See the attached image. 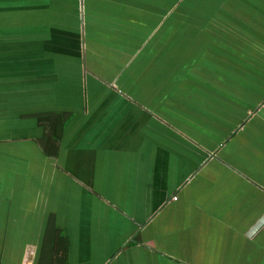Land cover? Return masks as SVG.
I'll use <instances>...</instances> for the list:
<instances>
[{
  "label": "crops",
  "instance_id": "crops-1",
  "mask_svg": "<svg viewBox=\"0 0 264 264\" xmlns=\"http://www.w3.org/2000/svg\"><path fill=\"white\" fill-rule=\"evenodd\" d=\"M81 3L82 19L79 0H0V264H264V222L250 231L264 214L256 65L241 59L242 71L232 56L235 76L201 78L187 76L186 61H151L137 79L139 54L146 60L167 18L141 46L105 54L93 39L123 46L147 1ZM229 3L244 5L237 19L245 7L264 20V0ZM190 27L181 44L199 49ZM167 30L172 45L180 32L161 37ZM244 42L236 51L262 63L264 39ZM100 66L128 97L86 80Z\"/></svg>",
  "mask_w": 264,
  "mask_h": 264
},
{
  "label": "rangeland",
  "instance_id": "rangeland-1",
  "mask_svg": "<svg viewBox=\"0 0 264 264\" xmlns=\"http://www.w3.org/2000/svg\"><path fill=\"white\" fill-rule=\"evenodd\" d=\"M146 1H147L146 4L141 5L143 13L136 15V19L132 18L133 20H130L129 23L126 24V26L130 28L131 35L124 38L122 42L123 46L117 47L113 44L111 37L116 35L111 36L110 40H108V38H104L103 41H98L96 39H93V42L103 45L102 48L105 49L104 51L105 54L106 51L109 49V47L117 50H121L120 47L122 48L126 47L127 50H130L131 49V46L129 45L130 42H133L135 44V47L140 44L142 45L148 39V37L153 34L152 33L154 29L153 26L156 24L157 21H158L157 25L155 26H158L159 23L162 20H164V18H167L166 25H169L170 30L174 31V28H172V24L175 23L174 21H179V19L181 18L183 20H186V18H184V15H182V12L184 11L187 12V8H188L187 13L189 19L188 22H186L185 24L197 28L194 30V35L192 37L198 38V40L201 43L200 45L202 49L201 48L198 49L197 44L189 45L187 42L185 43V46L183 44H181L179 47H176L175 44L170 45L172 32L168 35V30H169L168 29L166 31V34L163 35V36H167V35L168 36L161 37L160 32L164 28L169 27L163 25L158 28L156 35H152L150 37V42L145 47L146 49L149 48L151 49V51L149 52L150 54H148L146 60L142 52L139 54L140 56H142V62L135 69V76H137V79L140 78L141 72L145 73L151 61L156 62V67H160L159 65L162 64L164 61H166L168 65L177 63L178 59L180 62L186 61L187 63L185 67L188 66L187 76L201 77V78L212 77L214 76V74L218 75V71H224V69L230 70V71L227 70V72L230 75L235 76L236 74L233 72V67L231 66L232 61H234L232 56H237L236 66L240 68L242 71L245 69L246 65L243 62H241V59L246 60L247 63L253 62V64L256 66L259 65L258 63L260 62L258 60L261 57L257 55L260 54L257 51L256 54L253 53L252 51H248L246 53L241 51H236V48L237 50H239L241 49V46H243V48L246 47L244 41L247 39H249L250 41H254L256 43H258L259 40L264 39V33L261 32L259 28L250 29L248 28L249 27L248 25L243 26V23L240 22L242 19H244L243 17H238L240 19L239 20L236 19L237 17L229 16V14L235 12L236 8L240 7L239 5H243V4L229 3L230 1L233 0H213L214 2L212 4L214 6V10H213V7L210 9L208 5H201V3L198 2L195 4L198 8L196 12L200 15L196 16V18L193 19L192 18L193 9H194L193 6L195 5H193L189 0H170V2L168 3L173 2L172 5L170 4L172 7L166 13L164 12L170 6V5H166L167 0H146ZM218 1L224 2V4H220L222 5L221 9H220V5L217 4ZM200 10L205 11V14H201ZM242 12L243 13L246 12L245 7L242 10ZM206 15L208 16L207 18H205ZM185 29L188 32L191 31L190 27H187ZM179 32L180 34L178 36L173 37V41L175 40L183 41L185 39L186 32L182 33L181 30H179ZM107 36L109 35L107 34ZM155 40L158 41L157 45L155 44ZM189 48H192V52L187 54L186 50ZM95 54H97V52ZM183 55L187 56L185 60L182 59ZM137 60L138 58H136V61ZM140 66L142 68H139ZM256 66L248 71L252 73L254 72V74H256L258 77L264 78V61L260 63V65L257 68ZM91 70H88L86 72L85 75L86 80L88 78V75H91L94 78L100 80V82L103 84L102 86L103 90L108 92L121 93L125 97H128L123 92V90H121L122 88L118 83H115L114 81H111L110 83L107 82V79L110 78L108 74L110 75L112 71L111 67L109 68L108 66H105V69H102V71H101V66L98 68H93ZM130 70L132 69L127 68L125 71H122V74L120 70L119 75L121 74V76H123L125 74V76H127L130 73ZM102 75L104 77L100 79ZM142 84H146V83L142 82ZM174 91L181 94V92H183L182 85H174V89L171 91V93L174 94ZM132 94L133 95L131 96L136 95L135 93ZM136 97L138 98L137 95L135 96V98ZM139 98L142 97L139 96ZM81 100L84 106L85 104L84 97H82ZM139 100L143 102L142 99ZM186 257L189 258L188 251L186 253ZM191 258L192 257H190V259Z\"/></svg>",
  "mask_w": 264,
  "mask_h": 264
},
{
  "label": "trees",
  "instance_id": "trees-1",
  "mask_svg": "<svg viewBox=\"0 0 264 264\" xmlns=\"http://www.w3.org/2000/svg\"><path fill=\"white\" fill-rule=\"evenodd\" d=\"M189 1H191L192 2V4L193 5H195L196 3H201V5H208L209 6V8L211 9L212 7H213V10H214V6L212 5L214 2H213V0H189ZM220 1H218L217 2V4L218 5H220V3H219ZM222 5H220V7H221ZM193 16L192 17H196V16H198V15H200V14H198L196 11L198 10V8H197V6L195 5V6H193ZM221 9V8H220ZM181 11V10H180ZM246 11V10H245ZM185 12V11H184ZM187 12H188V8H187ZM187 12H185V14H186V16L188 17V13ZM200 12H201V14H205V11H203V10H200ZM246 15V16H245ZM229 16H231V17H236V14H234V13H232V14H229ZM244 16V18L246 19H248V17H249V19H250V17L252 16V14L250 13V12H245V14L243 15ZM181 17V16H180ZM205 17H208L207 15L205 16ZM184 18H185V16H184ZM189 18V17H188ZM175 19H178V18H175ZM239 19V18H238ZM240 20V19H239ZM244 20V19H243ZM179 21H180V23H179ZM179 21H174L175 23H173L172 24V27H175V26H178L179 24H182L181 23V20L179 19ZM256 20L254 19V22H255ZM261 22H263V24H264V20H260ZM261 22H260V24H261ZM183 25V24H182ZM187 24H185V26H186ZM188 27H190V25H187ZM191 28V27H190ZM185 32L187 33L188 31L185 29ZM185 33V34H186ZM190 38V37H189ZM181 42H182V40H175V41H173V44H177V45H180L181 44ZM201 49H202V47H200Z\"/></svg>",
  "mask_w": 264,
  "mask_h": 264
},
{
  "label": "water",
  "instance_id": "water-1",
  "mask_svg": "<svg viewBox=\"0 0 264 264\" xmlns=\"http://www.w3.org/2000/svg\"><path fill=\"white\" fill-rule=\"evenodd\" d=\"M82 0H79V15H80V18L82 19V16H83V11H82ZM80 3H81V5H80ZM237 19V18H236ZM240 22H242L243 23V26H246V25H248V26H250V24L253 22V24H252V26L253 25H257V24H260V20H256L255 22H254V20L253 21H251L250 19H245L244 18V20L242 19ZM81 23H83V20H81L80 21V24ZM80 27H82V26H80ZM183 27H185V25H182V24H179L178 26H175V27H172V28H174V30L176 29V30H181V28H183ZM82 30H83V27H82ZM81 29H80V39L82 40L83 38H84V36H83V34H82V31ZM85 33V32H84ZM82 45V44H81ZM260 45V44H259ZM256 50H264V48L262 47V49L260 48V46H256ZM263 100V99H262ZM261 100V101H262ZM261 101H259L260 103H259V105L261 104ZM230 135H231V133H229L227 136H226V138L223 140V142L225 141V140H227L229 137H230ZM211 154V153H210ZM209 154V155H210ZM264 222V214H263V216L261 217V218H259L256 222H255V224L253 225V227H252V229H250V231L252 232L254 229H256L257 227H259L262 223Z\"/></svg>",
  "mask_w": 264,
  "mask_h": 264
}]
</instances>
